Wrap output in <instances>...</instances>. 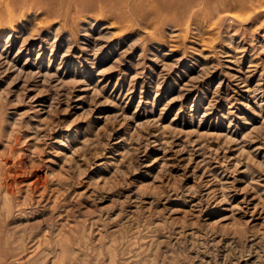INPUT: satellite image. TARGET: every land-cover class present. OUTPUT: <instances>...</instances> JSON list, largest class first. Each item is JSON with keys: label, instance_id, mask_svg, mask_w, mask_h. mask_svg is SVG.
Listing matches in <instances>:
<instances>
[{"label": "rangeland", "instance_id": "1", "mask_svg": "<svg viewBox=\"0 0 264 264\" xmlns=\"http://www.w3.org/2000/svg\"><path fill=\"white\" fill-rule=\"evenodd\" d=\"M28 1L0 0V52L36 35L0 59V264H264V0Z\"/></svg>", "mask_w": 264, "mask_h": 264}, {"label": "bare ground", "instance_id": "2", "mask_svg": "<svg viewBox=\"0 0 264 264\" xmlns=\"http://www.w3.org/2000/svg\"><path fill=\"white\" fill-rule=\"evenodd\" d=\"M12 1H15V0H8V4L10 3V2H12ZM42 1V0H41ZM40 0H29L28 1V5H30V6H32V7H30V8H33L36 4H38V3H40L41 2ZM66 1H68V0H66ZM71 0H69L68 2H70ZM127 1L128 0H121L120 2H119V5L121 6V7H124V6H126V3H127ZM195 1H197V0H194V2ZM45 2V4H43L40 8H42V9H44V10H47L48 9V3L46 2V0L44 1ZM105 2H106V4H108V5H116V2H115V0H105ZM115 2V3H114ZM156 2V1H155ZM181 3V1L180 0H177V1H175V0H173V1H171V0H161V3L159 2V6L161 7V6H163V8L164 9H168V10H174V9H176V7L179 5ZM28 5H25V6H28ZM114 5V6H115ZM152 7H153V9L154 10H158L159 9V7L158 6H156V5H153V3L152 4H150ZM9 6V5H8ZM24 6V7H25ZM137 6H139V5H137ZM237 6L239 7V8H243V7H245V6H247V4H246V1L245 0H240V2L239 3H237ZM26 8V7H25ZM35 8V7H34ZM7 10V9H6ZM138 10V9H137ZM35 15H36V13H34ZM226 16H228V15H226ZM238 17H239V14H238ZM1 18V17H0ZM10 21V22H15L16 21V15L11 11V10H9V12L7 13V17H6V19L4 20V19H0V24L1 23H3V22H5V21ZM40 20V19H39ZM2 21V22H1ZM1 26V25H0ZM6 31V27L5 26H1L0 27V34H2L3 32H5ZM16 31V29L13 27L12 29H11V33L12 32H15ZM11 33H10V35H9V38L11 37ZM36 35H29V34H23L22 36H21V38H18V40H16L15 42H13V44L11 45V46H8L7 44L3 47V49L1 50V52H0V59H5V61L7 62V61H9V62H12V59H11V55H12V49H13V47L16 45H18L19 44V42L21 41V45L19 46V50H18V55L17 56H20V55H22V54H24L25 53V49H28V51H32L33 49H34V47H35V45H36V43L35 42H33L34 41V37H35ZM6 43H8V42H6ZM29 46V47H28ZM47 52V51H46ZM31 53V52H30ZM108 59V58H107ZM26 66V65H25ZM10 67H12V66H10ZM42 72V71H41ZM50 72H49V70H46L45 71V73H44V75L46 76V78L49 76L48 74H49ZM7 176V175H6ZM41 196L43 197L44 196V191L42 190V192H41Z\"/></svg>", "mask_w": 264, "mask_h": 264}]
</instances>
